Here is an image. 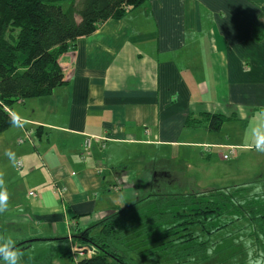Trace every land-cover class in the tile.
<instances>
[{
	"label": "crops",
	"instance_id": "crops-1",
	"mask_svg": "<svg viewBox=\"0 0 264 264\" xmlns=\"http://www.w3.org/2000/svg\"><path fill=\"white\" fill-rule=\"evenodd\" d=\"M58 63L62 86L9 109L15 123L0 134V162L4 169L10 151L38 177L35 196L20 194L26 213L18 202L11 215L22 226L17 243L73 249L76 234L118 208L111 192L141 187L156 161L190 148L210 155L195 136L214 133L205 114L238 111L222 129L264 111V0H149L78 38ZM188 117L203 126L189 127ZM95 136L104 147L91 140L86 153ZM214 143L220 158L236 148Z\"/></svg>",
	"mask_w": 264,
	"mask_h": 264
},
{
	"label": "trees",
	"instance_id": "trees-1",
	"mask_svg": "<svg viewBox=\"0 0 264 264\" xmlns=\"http://www.w3.org/2000/svg\"><path fill=\"white\" fill-rule=\"evenodd\" d=\"M147 1L0 0V134L14 123L9 114L14 104L47 97L64 84L58 61L78 38L90 36L107 20H121ZM261 36L256 27L254 38L259 41ZM205 115L210 132L236 119ZM201 121L187 118L188 126L195 129L203 126ZM241 191L159 195L134 223L125 220L126 210H121L94 223L102 227L98 235H90L93 224L73 237L77 253L83 252L77 264H129L125 251L157 262L203 256L211 234L244 218L264 241V193L250 197ZM222 216L230 219L215 224ZM31 242L35 240L18 242L16 247L28 248ZM53 259L54 254H47L28 264H52Z\"/></svg>",
	"mask_w": 264,
	"mask_h": 264
},
{
	"label": "rangeland",
	"instance_id": "rangeland-1",
	"mask_svg": "<svg viewBox=\"0 0 264 264\" xmlns=\"http://www.w3.org/2000/svg\"><path fill=\"white\" fill-rule=\"evenodd\" d=\"M232 111L236 115L240 114L236 110H220V113L231 116ZM261 124H264V111H254L248 113L244 120L225 124L219 132L211 133L208 140L203 137L202 131L197 133L195 136L198 141L206 140L204 149L210 152L209 156H202L201 148H197L195 152H193V148H190L189 152L186 149L175 153L171 152L166 156V159L156 161L154 173L144 172L143 185L138 188L139 191L133 189V186L130 185L131 181H127L130 186L124 187L123 192L117 191L116 194L111 192L118 197L117 201L120 204L118 208L103 213L99 221L117 216L121 210H126L127 215L124 219H131V222L134 223L139 215L148 210L154 198L159 195H197L217 190L230 189L231 191L236 188L243 189L244 191L241 193L244 196L251 197L264 193V153L255 150L251 135L252 129ZM223 140L228 142L227 146L236 147L235 149L231 148L228 152L229 157L231 155L230 158L224 157L226 154L224 151L220 155L221 158L216 153L215 146L218 145H215L214 142ZM232 155L234 156L232 157ZM15 162L16 164L21 163L24 169L16 170L15 163L9 161L5 163L4 170L2 169L3 164L0 162V171L4 173V187L8 196H11V201L8 200L7 211L0 213V236L11 238L17 244L18 232L21 231L22 226L11 223V215L15 214L16 204L21 202L19 201L22 196L20 194L24 192L27 195L30 190L35 191L38 177H33L31 174L26 175L27 167L22 159H16ZM163 167H170L173 170L168 169L170 173L168 175L167 170H164ZM257 188L259 191H256ZM23 206L24 209L20 212L26 213L27 206L24 203ZM16 213L18 212L16 211ZM228 219H230L228 216H222L216 219L215 224L224 223ZM101 230L102 227L96 225L90 235H98ZM207 240L208 250L203 256L190 257L178 262H157L125 251V261L129 264H264V241L247 218L234 221L223 227L211 234ZM53 244L48 245L41 241L31 242L28 248H22L21 244H18L17 247L23 254L21 264L43 260L47 254H54L55 259L52 264H77V261L83 256V252L77 253L80 250H77L76 244L73 245V249L66 241ZM0 264H5V262L0 259Z\"/></svg>",
	"mask_w": 264,
	"mask_h": 264
},
{
	"label": "clouds",
	"instance_id": "clouds-1",
	"mask_svg": "<svg viewBox=\"0 0 264 264\" xmlns=\"http://www.w3.org/2000/svg\"><path fill=\"white\" fill-rule=\"evenodd\" d=\"M251 135L254 140L255 150L264 153V124L254 127ZM6 155L11 162L15 163V153L9 151L6 152ZM4 184V173L0 171V213L8 209V194ZM256 191H259V188H257ZM22 255L20 249L16 247L14 240L0 236V259H2L5 264H21Z\"/></svg>",
	"mask_w": 264,
	"mask_h": 264
},
{
	"label": "built area",
	"instance_id": "built-area-1",
	"mask_svg": "<svg viewBox=\"0 0 264 264\" xmlns=\"http://www.w3.org/2000/svg\"><path fill=\"white\" fill-rule=\"evenodd\" d=\"M91 140L96 141V142H99L101 144V146L104 147V142L107 139L105 137H103V136H95V137H88V138H86L85 141H84V149H85V152L86 153L89 152V150H90ZM20 143H22V141H20ZM224 157L225 158H228L229 155L228 154H225ZM17 167H21V165L18 164ZM63 190H64L63 188H60V189H57L56 192L61 193ZM29 196H35V194L33 192H29Z\"/></svg>",
	"mask_w": 264,
	"mask_h": 264
}]
</instances>
